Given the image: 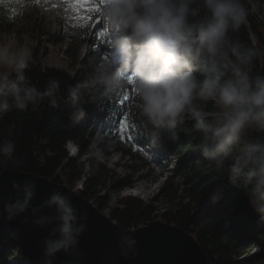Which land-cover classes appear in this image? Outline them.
<instances>
[{
	"label": "clouds",
	"instance_id": "obj_1",
	"mask_svg": "<svg viewBox=\"0 0 264 264\" xmlns=\"http://www.w3.org/2000/svg\"><path fill=\"white\" fill-rule=\"evenodd\" d=\"M11 2L23 6V0ZM98 14L108 54L90 57L84 78L67 89L68 119L85 118L86 95L129 100L131 90L128 108L151 146L162 138L178 142L190 121L198 159L218 171L227 165L228 181L246 190L255 227L264 231V72L254 70L264 60V49L235 37L248 21L245 0H101ZM32 60L29 40L0 35V120L13 110L26 112L29 105L36 110L47 102L55 108L64 98L56 79L45 81L43 91L31 81ZM102 141L98 132L90 146L94 166L105 156ZM16 151L12 139H0V168L24 166ZM11 189L0 200L4 218L11 222L23 216L20 222L26 225L30 213L33 226L48 231L39 245L40 264H55L60 252L83 256L79 244L88 214L74 207L70 195L53 189L33 206L34 180L13 179ZM218 199L214 196L213 203ZM116 245L124 259L139 256L137 240L126 230L119 232Z\"/></svg>",
	"mask_w": 264,
	"mask_h": 264
},
{
	"label": "trees",
	"instance_id": "obj_2",
	"mask_svg": "<svg viewBox=\"0 0 264 264\" xmlns=\"http://www.w3.org/2000/svg\"><path fill=\"white\" fill-rule=\"evenodd\" d=\"M3 11L0 7L2 21L6 18ZM42 16L38 9L30 16L34 17L39 28ZM262 28L261 20L249 13L247 23L235 37L249 46L264 49ZM41 30L46 32L42 27ZM68 41L69 63L64 69L43 67L40 48H33L30 44L33 60L28 69L29 78L41 91L45 81L56 79L64 98L55 108L46 102L36 110L29 105L26 112L17 113L13 110L0 120V139H12L16 144V155L25 161L23 167L8 165L0 168V172L5 168L20 169L59 183L65 182L73 188L80 181L82 187L76 188L77 192L102 210L109 203L111 182L119 179L115 177L116 171L103 161L94 166L88 154V141L100 132L103 135L101 146L108 154L121 122L134 136L143 133V129L128 108L131 90L129 100L117 98L105 101L86 95L82 101L86 116H96L95 120L81 124V121L77 123L68 119L70 109L66 98L67 89L84 78L88 71V60L96 55L98 49V46L93 45L95 41L88 35V30L78 36L71 35ZM254 70L264 72V60L257 61ZM97 108L100 110L97 111ZM207 110H211V104ZM10 125L15 127L11 128ZM180 136V140L175 143L162 138L159 146L163 158L166 155L177 157L175 166L170 169L160 189L171 201L170 207L158 213L155 205L140 196L129 194L118 199L111 211V218L122 228H135L157 216L166 222L178 224L195 234L208 254L207 264H264V231L255 227L256 216L249 206L246 190L230 184L226 176L227 165L224 170L218 171L198 159L199 141L190 121L180 130ZM70 140L77 147L85 148L81 155L70 153L67 146ZM137 141L140 142V139ZM143 142L147 143L146 140ZM123 150L125 155L142 158L131 147ZM83 154H88L86 161L81 159ZM156 159L161 161L160 157ZM133 167L136 168V164ZM122 181L121 185L128 184L126 180L119 182ZM214 196L219 197L215 203ZM9 245L14 248L13 251L8 250ZM17 246L15 231L0 227V264H10L9 260L14 257L26 259L22 250H18L16 255L13 253ZM253 247L258 248V251H253ZM62 264L80 263L70 260Z\"/></svg>",
	"mask_w": 264,
	"mask_h": 264
},
{
	"label": "rangeland",
	"instance_id": "obj_3",
	"mask_svg": "<svg viewBox=\"0 0 264 264\" xmlns=\"http://www.w3.org/2000/svg\"><path fill=\"white\" fill-rule=\"evenodd\" d=\"M53 1L23 0V6L21 7L15 2L9 3V0H5L4 4H0L6 15L5 20H0V35L15 36L21 41L27 39L33 48L39 47L41 64L45 68L64 69L68 65V38L73 32L83 33L88 30V35L92 36L95 41L93 45L98 46L94 57L98 58L108 54V50L104 47L108 40L105 32L101 30V16L93 19V16H99L101 0H81L79 5H77V0H55L54 5ZM245 3L249 13L261 20L262 31L264 32V0H245ZM5 4H8V6L6 7ZM54 6L61 8V12H64L65 16L55 14L56 12L52 11ZM36 9L40 14H43L41 27L46 32H43L41 27L39 28L34 17H30ZM252 36L254 37V35ZM99 110L100 108H97V111ZM94 120V117L87 115L81 120V124L93 122ZM142 137L143 133H138V136L129 133L125 123L121 122L110 152L105 153L103 162L113 171H116L115 177L117 180L119 179L111 182L109 203L102 209L108 216H111V211L116 207L118 199L129 194L140 196L155 205L158 213L170 207L171 201L160 189L165 177L170 173V169L175 166L177 157L166 155L163 158L160 155V142L153 147L148 140ZM137 139H140V142ZM145 140L147 143L143 142ZM92 142L93 140H89L88 144L91 146ZM67 146L73 155H81L85 149L77 147L72 140L68 141ZM129 147L140 153L142 158L125 155L123 148ZM87 156L88 154H83L81 159L86 161ZM156 157H160L161 161H158ZM134 164H136V168L133 167ZM120 180H126L128 184L121 185L123 181L120 183ZM143 181L147 186L141 191L138 182ZM80 187L82 186L78 181L76 188ZM155 219L163 220L158 216L153 220ZM150 221L152 220L149 219L139 225L147 224ZM16 242L18 243L17 237ZM13 249L11 245L8 246L9 251H13ZM18 250H21L19 243L16 252L13 253L16 255ZM252 250L258 251V248L253 247ZM9 262L10 264H22L30 261L27 258L19 260L14 257Z\"/></svg>",
	"mask_w": 264,
	"mask_h": 264
},
{
	"label": "water",
	"instance_id": "obj_4",
	"mask_svg": "<svg viewBox=\"0 0 264 264\" xmlns=\"http://www.w3.org/2000/svg\"><path fill=\"white\" fill-rule=\"evenodd\" d=\"M13 179L18 183H23L26 179L36 182L33 206L46 199L55 189L70 195L74 207L81 214H88L87 230L80 237L79 244L83 256L77 258L60 252L55 264L70 260H76L80 264H207L208 254L195 234L178 224L155 219L135 228H122L92 200L79 194L67 183H59L49 177L14 168H5L0 172V200L6 199L11 193ZM2 209L3 204L0 203V227L10 228L15 234L19 229L16 237L21 250L30 263L40 264L43 250L39 245L48 235V231L33 226L30 213L27 214L29 222L26 225L20 222L23 216L15 221H7ZM122 230L128 231L137 240L139 256L135 259H124L118 255L116 240Z\"/></svg>",
	"mask_w": 264,
	"mask_h": 264
},
{
	"label": "bare ground",
	"instance_id": "obj_5",
	"mask_svg": "<svg viewBox=\"0 0 264 264\" xmlns=\"http://www.w3.org/2000/svg\"><path fill=\"white\" fill-rule=\"evenodd\" d=\"M56 1L54 0L53 1V5H54V3H55ZM52 11H54V12H56L55 14H58V15H64L65 16V14H64V12H61V8H59V7H53V9H52ZM58 12V13H57ZM68 12V11H67ZM75 12V11H74ZM70 16V15H69ZM138 185H139V187L141 188V191L142 190H144L145 188H146V186H147V184L143 181V182H138Z\"/></svg>",
	"mask_w": 264,
	"mask_h": 264
},
{
	"label": "snow or ice",
	"instance_id": "obj_6",
	"mask_svg": "<svg viewBox=\"0 0 264 264\" xmlns=\"http://www.w3.org/2000/svg\"><path fill=\"white\" fill-rule=\"evenodd\" d=\"M80 2H81V0H77V5H79V4H80Z\"/></svg>",
	"mask_w": 264,
	"mask_h": 264
}]
</instances>
